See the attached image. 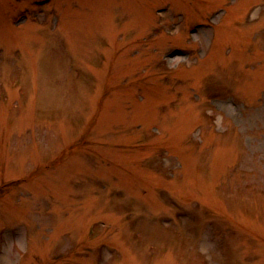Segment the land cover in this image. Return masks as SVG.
<instances>
[{
	"label": "rangeland",
	"instance_id": "374dc122",
	"mask_svg": "<svg viewBox=\"0 0 264 264\" xmlns=\"http://www.w3.org/2000/svg\"><path fill=\"white\" fill-rule=\"evenodd\" d=\"M0 264H264V0H0Z\"/></svg>",
	"mask_w": 264,
	"mask_h": 264
}]
</instances>
